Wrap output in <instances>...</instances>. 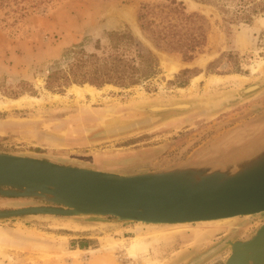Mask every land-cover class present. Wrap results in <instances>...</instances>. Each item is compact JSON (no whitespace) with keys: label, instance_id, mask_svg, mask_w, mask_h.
<instances>
[{"label":"rangeland","instance_id":"rangeland-1","mask_svg":"<svg viewBox=\"0 0 264 264\" xmlns=\"http://www.w3.org/2000/svg\"><path fill=\"white\" fill-rule=\"evenodd\" d=\"M163 1L63 0L45 8L21 11L29 1L0 0V99L28 95L44 100L40 105L0 111V152L61 162L77 160L109 172L134 163H148L154 170L223 154L264 129V121L258 120L260 114L254 112L264 109V90L216 114L191 112L146 127H133L144 117L133 109L140 102L171 97L212 98L263 75L253 76L251 67L264 59V13L249 23L226 25L210 0H175L183 4L186 14L197 13L208 24L203 52L184 61L178 52L156 48L138 21L141 3ZM125 11L133 15L132 20L126 18ZM125 29L138 40L140 49L154 53L157 74L128 88H97L101 92L95 101L88 95L78 100L68 90L71 85L62 92L45 88L48 74L65 68L69 58L64 55L65 50L79 46L87 53H100L95 45L99 40L105 46L106 32ZM200 55L210 56L204 65L195 63ZM14 56L18 58L17 69L12 66ZM163 56L185 66L167 76L161 65ZM210 72L239 74L249 80L241 86L226 84L206 93L203 79L196 91L187 92L192 77L200 73L212 75ZM179 87L186 91L180 94ZM138 92L145 94L146 99L139 100ZM52 95H58L60 100ZM32 205L37 203L0 197V210ZM261 220L260 216H247L170 228L114 224L105 218L28 216L0 222V264H223L230 250L220 243L230 235L245 239ZM65 221L79 223L86 229L61 228ZM137 234L145 236L146 247L135 257L108 245L127 244L129 237ZM80 240H88L91 245L81 249L76 258L70 257L67 253L80 249ZM59 253V258L54 256Z\"/></svg>","mask_w":264,"mask_h":264},{"label":"water","instance_id":"water-1","mask_svg":"<svg viewBox=\"0 0 264 264\" xmlns=\"http://www.w3.org/2000/svg\"><path fill=\"white\" fill-rule=\"evenodd\" d=\"M263 90L264 74L212 98L141 103L133 109L144 117L133 127L191 112L216 114ZM254 112L264 121V109ZM0 197L37 203L0 210V222L52 216L174 225L260 216L261 223L245 239L230 235L220 246L230 250L223 264H264V129L223 154L154 170L148 163H134L109 172L77 160L0 152Z\"/></svg>","mask_w":264,"mask_h":264},{"label":"trees","instance_id":"trees-1","mask_svg":"<svg viewBox=\"0 0 264 264\" xmlns=\"http://www.w3.org/2000/svg\"><path fill=\"white\" fill-rule=\"evenodd\" d=\"M26 1L29 4L22 6L21 11L45 8L63 0ZM210 3L215 4L226 25L249 23L254 16L264 13V0H210ZM138 21L156 48L178 52L184 61H191L196 54L203 52L206 45L207 22L197 13L186 14L181 2H143L138 11ZM105 42V46L99 40L96 42L95 50L100 53H87L79 46L65 50L64 55H69L65 68L51 71L46 78L45 88L54 92H62L73 84L128 88L157 74L156 56L149 49H140L138 40L130 30L106 32ZM77 244L78 248L84 249L91 242L80 240Z\"/></svg>","mask_w":264,"mask_h":264},{"label":"bare ground","instance_id":"bare-ground-1","mask_svg":"<svg viewBox=\"0 0 264 264\" xmlns=\"http://www.w3.org/2000/svg\"><path fill=\"white\" fill-rule=\"evenodd\" d=\"M124 14H125L127 19L131 18V20H132L133 15L130 12L125 11ZM209 58H210V56H200L199 59L196 61V63L199 65H204L205 62ZM161 65L164 68L167 76H171L172 73L176 72L181 67L180 63H174L172 61V59H170L166 56L165 57L163 56L161 58ZM251 72H252L253 76L256 75L257 73L259 75L264 74L263 73L264 72V59H262L260 61L258 60V63L256 64V66L251 67ZM258 77L259 76H257V78ZM200 78H201V76L193 78L190 81L189 86L187 87V92L192 93V92L196 91L197 84H198V81L200 80ZM253 79H254V77H253ZM246 80H249V78L242 76V75H239V74H229L226 77H222L219 75L212 74L208 78H206L205 85H204L203 89H204V92H206V93H210V91L215 92L214 90L221 85L232 84L234 86H241L243 83L246 82ZM103 88L108 89V88H115V87L112 85H105ZM68 90L70 93H73L78 100H83L85 98V96L88 95L91 98V101H95L96 97L101 92V89H97V88L90 86L88 84H84L83 86L71 85L68 88ZM185 91L186 90L182 89V88L178 89V92L180 94H183ZM52 96L55 100H60L58 95H52ZM136 96H137V98H139V100L140 99L141 100L146 99L145 94H143L142 92H138ZM167 98H169V96L166 97V99ZM171 98H169V99H171ZM158 100H156V101H158ZM163 100H165V99H163ZM43 102H44L43 99H38V98L28 96V95L20 96L17 99H9V98L0 99V111L11 110L14 108L31 107L33 105H40ZM140 103H142V102H140ZM230 219H233V218H226V219H220V220H215V221L197 222L195 224H199V223L200 224H206V223L209 224L212 222L213 223H219V222L229 221ZM55 221H57V220H55ZM137 224H140V223H137ZM187 225H189V223H187V224L186 223L185 224H174V225H144V226H165V227L167 226L170 228L171 227L172 228H174V227L175 228H182V227H186ZM60 227L64 228V229H68V230H75V231H80V230L86 229V226H84V225H81L79 223L69 222V221L62 222L60 224ZM145 244H146L145 243V236L141 235V234H137L133 237H129L127 244H123L122 242H119V243L110 242L108 245H113L112 247L117 246L120 250L125 251V254H127L128 256L135 257L140 252L145 251V247H146ZM79 252H81V250L76 249L74 251H71V253H67V254L70 257L72 256V257L76 258ZM60 255L61 254L59 253V254L54 255V256H57V258H59Z\"/></svg>","mask_w":264,"mask_h":264},{"label":"crops","instance_id":"crops-1","mask_svg":"<svg viewBox=\"0 0 264 264\" xmlns=\"http://www.w3.org/2000/svg\"><path fill=\"white\" fill-rule=\"evenodd\" d=\"M11 52H14V50H12ZM10 52V55H11V57L13 56V53H11ZM200 56H205V55H200ZM165 57V56H164ZM167 57V56H166ZM168 58H170V57H168ZM13 59V67L15 68V69H17V67L19 66V64L17 63L18 62V58H16L15 56L12 58ZM170 59H172V61L174 62V63H180L181 64V67L180 68H183L185 65H184V63H182V62H179L178 60H176V59H174V58H170ZM198 60V59H197ZM196 63V62H195ZM197 64V63H196ZM179 68V69H180ZM178 69V70H179ZM0 70H3V68L1 69L0 68ZM177 70V71H178ZM176 71V72H177ZM175 73V72H174ZM196 77H199V76H202V79L200 78V81H198V82H201L203 79H206V78H208L210 75H208V76H206V75H204V74H198V76L197 75H195ZM219 76H222V77H226L227 75H219ZM196 77H194V78H196ZM174 79V75L171 77V78H169L168 80L169 81H172ZM192 79H193V77H192ZM191 79V80H192ZM180 88V87H179ZM178 89V88H177ZM89 248V247H88ZM81 250V249H80Z\"/></svg>","mask_w":264,"mask_h":264}]
</instances>
